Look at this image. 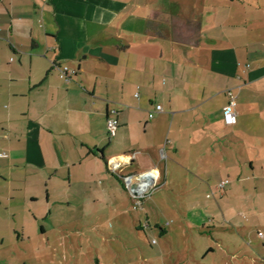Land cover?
<instances>
[{"label": "crops", "instance_id": "obj_1", "mask_svg": "<svg viewBox=\"0 0 264 264\" xmlns=\"http://www.w3.org/2000/svg\"><path fill=\"white\" fill-rule=\"evenodd\" d=\"M217 2L0 0V264L6 231L73 184L117 215L123 195L134 201L120 176L151 170L140 207L182 233L216 203L238 229L237 206L264 202V0Z\"/></svg>", "mask_w": 264, "mask_h": 264}, {"label": "rangeland", "instance_id": "obj_2", "mask_svg": "<svg viewBox=\"0 0 264 264\" xmlns=\"http://www.w3.org/2000/svg\"><path fill=\"white\" fill-rule=\"evenodd\" d=\"M211 1L216 5L221 0ZM99 177L93 179L97 182ZM86 189V185L73 184V198L60 194L49 201L44 215L19 218L16 233L4 234L5 264H264V236H258L259 231L264 235V207L259 204L264 202L249 200L242 208L237 206L238 229L228 226L229 213L216 203L208 216L196 215L191 220L190 233H182L177 229L179 219L147 218L141 207L132 208L134 201L127 195L120 202L121 212L114 215L113 201L105 196L102 202L110 208L102 206L89 195L93 188ZM48 210L50 215H46ZM158 225L172 228L166 239L158 235ZM208 245L216 250L202 260L201 251Z\"/></svg>", "mask_w": 264, "mask_h": 264}, {"label": "built area", "instance_id": "obj_3", "mask_svg": "<svg viewBox=\"0 0 264 264\" xmlns=\"http://www.w3.org/2000/svg\"><path fill=\"white\" fill-rule=\"evenodd\" d=\"M59 75L65 80H71L75 75L76 70L69 68L67 65L56 66ZM236 100L235 96L228 91V101L223 106L222 119L225 125H233L236 123ZM162 107L160 104H156L155 108L148 112V117L152 118L157 112L161 111ZM117 126V120L110 118L107 121V127L109 130H113ZM117 163V162H115ZM115 169L116 166L111 167ZM122 184L128 194L134 199L133 208L140 207L142 200L148 196L150 191L157 186V180L154 173L151 170L133 172L129 174H123L120 176ZM227 180L221 181L217 187L222 188ZM258 236L263 238V234L258 232ZM154 241V240H153Z\"/></svg>", "mask_w": 264, "mask_h": 264}]
</instances>
